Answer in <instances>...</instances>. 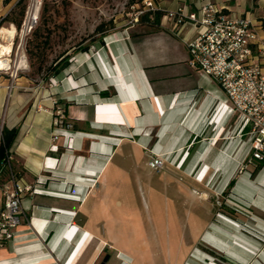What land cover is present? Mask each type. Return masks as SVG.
I'll list each match as a JSON object with an SVG mask.
<instances>
[{
  "label": "crops",
  "instance_id": "obj_1",
  "mask_svg": "<svg viewBox=\"0 0 264 264\" xmlns=\"http://www.w3.org/2000/svg\"><path fill=\"white\" fill-rule=\"evenodd\" d=\"M153 2L158 19H138L92 49L73 52L55 85L19 75L8 91L9 79L0 77V135L4 127L17 128L10 163L23 183L39 190L21 195V223L14 239L0 245V264H142L100 228L103 181L148 167L153 155L187 177L199 170L194 181H229L248 158L249 141L239 137L238 114L224 104V91L188 61L187 41L197 28L165 13L188 14L211 2L229 16L248 18L262 37L264 0ZM12 6L0 0V17ZM56 108L71 124L68 147L63 136L53 140L65 130L54 125ZM234 190L250 204L254 232L222 237L215 228L208 237L225 258L209 262L201 257L208 248H196L188 264H264V162L254 179L240 170ZM247 244L257 251L253 261Z\"/></svg>",
  "mask_w": 264,
  "mask_h": 264
},
{
  "label": "rangeland",
  "instance_id": "obj_2",
  "mask_svg": "<svg viewBox=\"0 0 264 264\" xmlns=\"http://www.w3.org/2000/svg\"><path fill=\"white\" fill-rule=\"evenodd\" d=\"M17 1L10 0L13 3L11 19L19 17ZM131 1L45 0V8L41 12L39 9L34 28L23 32L28 10L26 0L19 28L9 21L3 22L0 28L6 37L4 41L11 44V68L17 69L15 64L22 59L24 67L17 69V76L50 83V79L47 82L43 77L60 55L86 44L92 49L91 40L102 36V32L111 34L137 23L135 11L140 4ZM100 23L103 31L94 33ZM12 26L14 32L10 31ZM261 166L256 161L248 164L244 161L232 178L235 181L240 170H247L254 179ZM198 172L193 170L187 177L168 165L160 170L148 166L137 172L123 170L115 181H103L100 197L105 211L98 212L106 240L134 255L142 264H188L196 248H208L201 257L208 258L209 262L216 258L219 263L226 252L214 248L216 239L208 237V232L216 228L222 237L232 236L235 230L254 232L248 222V219L253 221V215L249 213L250 204L235 196L234 185L227 186L229 181H217L213 176L194 181ZM247 247L251 260H255L257 251L252 245ZM210 249L218 254H212Z\"/></svg>",
  "mask_w": 264,
  "mask_h": 264
},
{
  "label": "built area",
  "instance_id": "obj_3",
  "mask_svg": "<svg viewBox=\"0 0 264 264\" xmlns=\"http://www.w3.org/2000/svg\"><path fill=\"white\" fill-rule=\"evenodd\" d=\"M43 0H28V12L31 7L36 16L27 19L23 24V32H30L37 21ZM159 8L153 0H143L137 5L135 21L141 16L152 18ZM166 16L177 23H191L197 28L195 37L187 41L189 63L204 75L215 80L225 94V105L232 113L238 114V135L247 136L249 141L246 164L264 160V36L260 37L251 21L246 17L229 16L211 2L202 3L195 11L188 14L182 9L166 11ZM10 57V56H9ZM11 59L7 67H0V77L8 75L6 88L13 86L17 77V69L11 68ZM55 85V78H50ZM56 104V101H54ZM62 109H55L54 125L64 124V132L54 133L53 140L64 137V145L69 146L71 127L64 122ZM53 150L57 145L51 146ZM12 155L8 151L6 165L9 168L7 177L1 181L0 175V245L15 237V228L21 223V195L25 192L39 191L21 181L11 170ZM165 157L153 155L147 165L154 170L164 168Z\"/></svg>",
  "mask_w": 264,
  "mask_h": 264
},
{
  "label": "trees",
  "instance_id": "obj_4",
  "mask_svg": "<svg viewBox=\"0 0 264 264\" xmlns=\"http://www.w3.org/2000/svg\"><path fill=\"white\" fill-rule=\"evenodd\" d=\"M25 1L26 0H18L15 3V7H19L20 8L18 19L17 18L16 19L15 18L11 19L9 17V15L12 13V10H10L9 13H7L5 16L0 17V28H1L2 24H3V22H5V21H9L10 23H13L16 28H19V26L21 24L22 17L24 15V10H25V7H26ZM142 1L143 0H137V1L132 0L131 2L132 3L141 4ZM9 2H10V0H4V4H7ZM45 4H46L45 0H43V2L41 4V7H40V12L44 10ZM159 16H160V13H155L153 15V19L154 20L158 19ZM139 19L146 20V19H148V16H141V17H139ZM262 25L264 27V16L262 18ZM34 26H33V28H34ZM102 31H103V23H100V24H98L96 26V28L94 30V33H99V32H102ZM101 34H102V36H100L97 39L91 40V42H95V41L102 42L103 38L106 35H108V34H104L103 32ZM89 46H90L89 44H86L84 46H79L77 48H73V51L69 52V54L60 55L55 61H53L52 64L49 65L48 70L46 72V75H45V77H43L44 80H46L48 82L50 78L56 77L62 71L68 69L69 68V59H70L72 53L76 52V51H87L89 49ZM16 135H17V128H15V127L11 128V129H7V128L4 127L2 129V131H1V135H0V175H2V173L5 172V171L7 173L9 171V168L6 165V156H7V153L9 151L13 141L16 138ZM263 162L264 161L259 162V165H261ZM10 168L18 176L16 168H14L11 163H10ZM234 183H235V181L232 178V179L229 180L227 186L231 187V186L234 185Z\"/></svg>",
  "mask_w": 264,
  "mask_h": 264
},
{
  "label": "bare ground",
  "instance_id": "obj_5",
  "mask_svg": "<svg viewBox=\"0 0 264 264\" xmlns=\"http://www.w3.org/2000/svg\"><path fill=\"white\" fill-rule=\"evenodd\" d=\"M33 16H36V10L34 7H31L30 11L28 12L27 19L31 20ZM11 32H14V27H11ZM6 37L0 33V67H7L8 63L10 62V52L12 51L11 44L5 42ZM22 57V56H21ZM26 64V63H25ZM24 66V61L21 59L18 61V64L15 67L17 69Z\"/></svg>",
  "mask_w": 264,
  "mask_h": 264
}]
</instances>
